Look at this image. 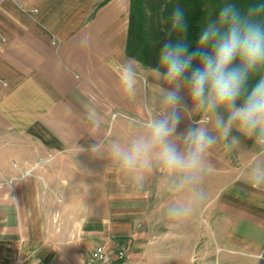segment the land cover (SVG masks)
<instances>
[{"label":"crops","instance_id":"crops-1","mask_svg":"<svg viewBox=\"0 0 264 264\" xmlns=\"http://www.w3.org/2000/svg\"><path fill=\"white\" fill-rule=\"evenodd\" d=\"M130 6L0 0V264H84L122 244L126 258L113 264H264V187L250 186L264 147L252 139L233 130L237 147L214 146L213 170L191 191L158 167L137 183L106 151L88 150L129 143L144 132L133 119L154 114L145 103L159 108L142 83L135 96L121 91Z\"/></svg>","mask_w":264,"mask_h":264},{"label":"clouds","instance_id":"clouds-1","mask_svg":"<svg viewBox=\"0 0 264 264\" xmlns=\"http://www.w3.org/2000/svg\"><path fill=\"white\" fill-rule=\"evenodd\" d=\"M165 23L168 28L157 65L147 70L150 80L139 79L135 59L118 66L123 94L135 96L142 83L158 111L145 103L154 114L142 122L133 119L144 132L129 143L93 144L88 150L106 151L137 183L143 182L145 171L158 167L173 178L176 188L191 191L203 181V168L213 170L207 156L218 141H224L228 149L239 145L233 130L264 147V0H251L243 9L233 2L223 3L194 48L186 38L183 8L172 10ZM252 77L258 78L249 88ZM182 92L190 104L184 102ZM194 116L199 119L193 120ZM182 120L190 123L178 132ZM250 186L264 187V166L251 170ZM190 211L186 206L173 207L169 215Z\"/></svg>","mask_w":264,"mask_h":264},{"label":"trees","instance_id":"trees-1","mask_svg":"<svg viewBox=\"0 0 264 264\" xmlns=\"http://www.w3.org/2000/svg\"><path fill=\"white\" fill-rule=\"evenodd\" d=\"M130 2L125 53L143 68L149 69L157 65L158 52L168 28L165 21L176 7L185 11L188 23L186 38L194 48L203 28L216 20L219 7L223 3L233 2L243 9L251 0H130ZM102 4H98L97 8ZM196 63L194 62V67ZM257 78L252 77L249 80V88L255 84Z\"/></svg>","mask_w":264,"mask_h":264},{"label":"built area","instance_id":"built-area-1","mask_svg":"<svg viewBox=\"0 0 264 264\" xmlns=\"http://www.w3.org/2000/svg\"><path fill=\"white\" fill-rule=\"evenodd\" d=\"M31 170L27 171L26 173L22 174L21 177L24 178L28 175H30ZM127 255V247L125 245H118L117 251L113 255L112 252H110L109 249L106 248V246L101 245L97 247L86 259L84 264H113L115 260H123L126 258ZM15 264H22L17 259V262Z\"/></svg>","mask_w":264,"mask_h":264},{"label":"rangeland","instance_id":"rangeland-1","mask_svg":"<svg viewBox=\"0 0 264 264\" xmlns=\"http://www.w3.org/2000/svg\"><path fill=\"white\" fill-rule=\"evenodd\" d=\"M184 94H186V92H182V95H184ZM194 118L195 119H197L198 118V116H194ZM194 119V120H195ZM190 123V121H188V120H182L181 121V124H180V126H179V128H178V132H182L187 126H188V124ZM209 128H210V130H211V126L209 125ZM232 136H235L236 134L234 133V132H232V134H231ZM219 143H224V141H218V143H217V145L219 144ZM147 179H149V181H151V179H152V177H147ZM155 179H159V183H163V184H166L167 183V181L166 180H168V177L167 176H165V177H156ZM171 179H172V177H171ZM149 184H151V183H149ZM155 185L154 186H152V190H156V189H158L159 188V186L157 185V182H155L154 183ZM171 184V183H170Z\"/></svg>","mask_w":264,"mask_h":264}]
</instances>
